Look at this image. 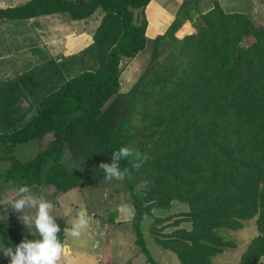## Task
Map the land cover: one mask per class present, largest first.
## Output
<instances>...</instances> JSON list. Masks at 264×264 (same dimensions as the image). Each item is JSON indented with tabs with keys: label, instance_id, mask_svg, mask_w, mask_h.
<instances>
[{
	"label": "trees",
	"instance_id": "trees-1",
	"mask_svg": "<svg viewBox=\"0 0 264 264\" xmlns=\"http://www.w3.org/2000/svg\"><path fill=\"white\" fill-rule=\"evenodd\" d=\"M150 1L30 0L0 8V21L52 14L79 21L98 10L102 14L93 43L85 49L98 67L83 70L56 90L48 88L36 99L28 124L0 134L2 159L9 161L0 180L49 185L59 192L83 188L104 181L99 164L110 162L111 153L126 145L147 155L138 169L130 160L120 166L128 169L124 182L133 207L134 243L149 264L158 263L145 247L141 221L173 201L188 207L174 224L188 222L191 229H176L157 242L175 253L179 264H212L230 244L218 231L239 229L241 221L251 218L258 235L238 264H256L264 256V27L243 13L224 12L217 0L205 13L199 0H183L165 32L152 40V62L160 46L169 47L180 58L181 71L171 62L159 73L146 71L121 94V63L148 43L147 22L143 18L136 24L134 10L143 12ZM187 21L195 32L175 37ZM1 86L12 91L19 85ZM137 106L141 111L134 124ZM32 139L43 141L33 157L21 161L12 155L16 145ZM58 226L63 242L64 220ZM0 236L6 247L33 239L34 232L0 220Z\"/></svg>",
	"mask_w": 264,
	"mask_h": 264
},
{
	"label": "rangeland",
	"instance_id": "rangeland-1",
	"mask_svg": "<svg viewBox=\"0 0 264 264\" xmlns=\"http://www.w3.org/2000/svg\"><path fill=\"white\" fill-rule=\"evenodd\" d=\"M155 1L159 2L162 7H165L167 13L166 15L171 17L170 20L169 18H166V23L164 21V26L166 25L163 29L164 31L157 34L161 35L176 17L183 0ZM213 1L214 0H199L198 5L200 12L206 10L208 7H212ZM217 1L224 12L243 13L247 15L254 24L264 27V4L262 0ZM22 2L23 0H7V4H19ZM5 4L6 3L4 1L0 0V8H5L3 7ZM156 8L157 6L153 4L147 12L151 17V27H155L157 25H153L152 22L159 23L158 20H160L157 17L155 21V16L158 12ZM145 10L146 7L143 12L140 10H134L136 20L134 22L136 24H139L143 18L148 24V17ZM93 16L94 15L91 17ZM160 16L163 17L162 15ZM192 17L193 19H196L197 13H193ZM95 18L96 20L98 19L97 15ZM189 23L192 26L191 22ZM28 25L29 24H26L25 21L21 20H4V22H0V33L2 35H11L12 37L25 36L29 30ZM193 32H195L194 29ZM151 35L152 31L149 32L148 36L145 34L148 39V43L144 50L140 51L135 58L125 60L121 63L119 93H127L137 83V81L143 77V74L146 71H152V75L155 72H160V69L162 68L161 66H170L169 64L171 63L176 67L178 72L181 71L182 68L180 66V58L178 56L173 57L170 53L171 50L169 47L160 46L159 56L154 62H152V40L157 35ZM185 36H179L180 38H177L182 39ZM242 44L246 45V41ZM71 57H68V59ZM79 57L82 59L80 70L91 69L94 71L98 67V64L95 63L93 56L89 52L85 53V51H82L79 53ZM70 60L74 62L73 59ZM65 62H68V60L65 59ZM67 64L69 65L70 62ZM75 71L77 72L78 68H76ZM9 99L11 98H7V100ZM36 104L37 103L32 102V100L31 103L28 99L20 100L18 104V114H15L14 117L22 115L23 120L29 119L36 112ZM3 106L5 105L0 106V110ZM13 108L17 107L13 106ZM140 111L141 108L137 106L136 112L133 115L135 118L133 120L134 124L138 123L137 113H140ZM156 129L157 130L153 131L156 133L154 138L159 136V129ZM7 130L8 128L0 129V132L7 133ZM148 132H150V130ZM152 141L153 140H150L149 145ZM38 150V142L33 141L27 146H15L12 151V155L21 161H26L27 159L33 157ZM2 156L3 155L0 152V173H3L9 166V161H4ZM7 156L9 155L7 154ZM74 166V163H71L70 168H73ZM16 186L17 185H15L13 181L4 180V178H2L0 180V201H7L12 198L15 195ZM31 186H33V193H35L37 189L43 190V194L55 206L51 210L52 214L56 215L54 218L55 222L58 224L59 221L64 220L66 225L65 228L70 227L74 222L76 210L87 209V211L91 213L88 227L81 231L80 237L75 238L71 237L66 232L64 233V238H66L67 243L63 242L65 251L62 253L58 264H124L126 259L131 260V264H149L147 261H144V259L146 260L144 253H142L140 248L134 243L135 235L131 227V220L126 221V218L123 217L122 219H125V222H120V217L122 215L125 216L126 214H129V207H131L128 204L131 200L124 179L99 181L98 183L83 188L75 187L67 192L56 191L53 186L49 185ZM24 211L27 212L30 211V209L26 206ZM186 212H188L186 204L173 201L169 208L153 209L150 215H147L142 219L140 230L143 235L145 247L148 250L150 257L156 263L179 264V260L177 259L175 253L164 249L157 242V238H168L176 229L190 230L191 224L188 222H180L178 225L174 224L178 221V219L183 218ZM21 215V212H15L11 210V208L5 210L3 206H0V220L20 225L25 233H33L32 229L27 228L22 224L19 219ZM241 223L242 226L239 229H220L218 231L219 235H221V237L230 244L221 253L211 259L212 264H238L240 262L242 255L246 252L252 239L258 235L255 218L241 221ZM0 246H5L2 243L1 236ZM4 260L5 257L0 254V264H5ZM256 264H264V256L261 257Z\"/></svg>",
	"mask_w": 264,
	"mask_h": 264
},
{
	"label": "crops",
	"instance_id": "crops-1",
	"mask_svg": "<svg viewBox=\"0 0 264 264\" xmlns=\"http://www.w3.org/2000/svg\"><path fill=\"white\" fill-rule=\"evenodd\" d=\"M2 1L6 3L3 7L7 8L22 5L30 0H23V2L19 4H7V0ZM153 4L157 6L156 10L158 11L155 16V21L157 17L160 19L158 20L159 23L152 22L153 25L157 24L155 27H151V17L147 13L148 9ZM210 8L211 7H208L201 13L208 11ZM145 12L148 17V24L145 31L146 36H148L151 31V36H156L164 31L163 29L166 27V25L164 26V21L168 18L170 20L171 18L166 15L167 13L165 7H162L159 2L151 0L146 6ZM93 15V17L90 16L89 18L79 21H73L66 15L62 14L38 16L27 20H21L25 21L26 24H29V30L25 36L12 37L11 35H2L0 33V106H6L7 104L4 103V97L11 98L9 100L6 99L8 102L7 114L3 113L4 110H0V129L8 128L7 133H4V135L10 134L8 133L9 131L13 132L14 128H19L28 124L34 116L33 115L29 119L25 120H23L22 115L14 117L15 114H18V104L20 100L28 99L30 103L32 100V102H36V105L38 106L36 99L45 94L48 88L56 90L66 80L83 71L80 70L82 59L79 57V53L85 51V49L93 43L92 36L94 31L99 26L102 16L99 10ZM96 15L98 17L97 20L95 18ZM192 32L193 29L190 23L185 22L176 32L175 36H185L191 34ZM68 57L71 58L68 59ZM65 59L70 62L69 65L67 64L68 62H65ZM70 59H73L74 62ZM76 68H78L77 72L75 71ZM56 69H59L60 75L57 74ZM1 85H19L17 87L20 89L21 85L34 86L28 88L26 87L25 90H18L16 87L11 91V89L5 90V86ZM13 106L17 108H13ZM0 134L3 133L0 132ZM33 141L38 142L39 150L43 147V141L39 139H32L16 146H27ZM128 204L131 206L129 207V214H126L127 216L122 215L120 217V222H125V219H122L123 217L126 218V221H129L132 218L133 208L131 203ZM63 242H66V238H64ZM7 259L8 258H5L4 260L5 264H7ZM144 261L147 260L144 259ZM131 262V260L126 259L124 264H131Z\"/></svg>",
	"mask_w": 264,
	"mask_h": 264
},
{
	"label": "clouds",
	"instance_id": "clouds-1",
	"mask_svg": "<svg viewBox=\"0 0 264 264\" xmlns=\"http://www.w3.org/2000/svg\"><path fill=\"white\" fill-rule=\"evenodd\" d=\"M123 160H130L132 167L138 169L147 160V155L126 145L115 149L111 153L110 162H102L98 166L105 181L125 178L128 169H121ZM0 206L5 210L11 208L15 212H21L20 221L34 232L33 239H22L15 245L0 246V254L8 258L7 264H58L65 249L57 236L60 227L55 222L56 215L51 211L55 206L46 198L43 190L37 189L33 193V186L17 185L15 195L7 201H0ZM26 206L30 211H24ZM90 215L87 209L76 210L74 222L70 227L64 228L63 232L71 237H80L81 231L88 227Z\"/></svg>",
	"mask_w": 264,
	"mask_h": 264
}]
</instances>
